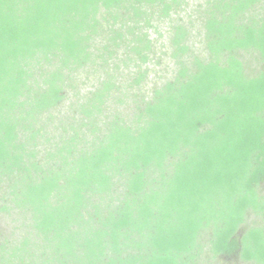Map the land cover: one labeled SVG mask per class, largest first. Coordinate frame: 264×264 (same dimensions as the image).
I'll return each mask as SVG.
<instances>
[{
	"label": "trees",
	"instance_id": "1",
	"mask_svg": "<svg viewBox=\"0 0 264 264\" xmlns=\"http://www.w3.org/2000/svg\"><path fill=\"white\" fill-rule=\"evenodd\" d=\"M184 2L0 0V183L35 233L0 241V264H201L205 247L264 264V224L239 233L251 212L264 217V0H206L207 58L179 59L188 30L176 24L175 78L134 94L131 120L106 111L124 101L117 51L124 65L146 63L154 15ZM88 68L104 74L42 164L38 141L54 138L41 117L55 119Z\"/></svg>",
	"mask_w": 264,
	"mask_h": 264
},
{
	"label": "rangeland",
	"instance_id": "2",
	"mask_svg": "<svg viewBox=\"0 0 264 264\" xmlns=\"http://www.w3.org/2000/svg\"><path fill=\"white\" fill-rule=\"evenodd\" d=\"M206 0H185L180 7L172 10L169 16L165 18H159L154 15L151 21V26L146 30L149 35V39L152 42V49L149 53V58L146 63L141 61H132L128 65H124L120 60L124 57L123 49L117 51V62L119 64V71L117 72L116 82L120 87L117 94L120 98H123L122 103H115L108 101L106 106L107 114L112 112L114 108H119V111L124 117L131 120L134 115V102L133 95L144 96L149 98L152 96L153 89L163 85L167 80L175 78L178 73L181 64L177 63L178 58L172 56L173 45L171 38L174 33V26L176 24H182L188 30V38L185 44L188 47L186 54L180 56V60L185 62H191L195 56L200 58H207V49L205 46L204 33L202 19L198 13H202ZM244 59L248 61L249 66L253 68L257 67L258 61L254 60L251 55L244 54ZM138 72H146L145 78L142 80L140 85L128 86L129 80L132 76ZM104 73L99 68H88L81 69L74 73L72 85L66 86L67 99H65L58 107L51 111L55 119L45 120L48 118V114H44L41 117L40 124L46 123V133L50 136L53 141L48 143L45 140L40 139L38 142L41 144L37 146V150L40 152L38 157L43 163H47L46 159L47 150L50 148V144L54 147L55 143L59 140V136L62 135L63 131L59 128V124L63 120L64 116L72 117L73 114L76 117H81L77 114L74 109V103L80 102L85 95L93 90L96 85L98 78H101ZM104 122L99 121L98 126L101 130L104 129ZM72 133V132H71ZM80 133L83 140H91L94 137L93 134L89 133V130L82 128ZM70 134V133H69ZM98 134V133H97ZM100 134V133H99ZM81 138V140H82ZM47 143V144H46ZM52 147V148H53ZM8 181L0 183V241L9 239L11 241L18 240L21 236L28 235L34 240L35 233L30 221V211L26 208L18 206L12 201L10 195ZM124 187L120 185L118 192L121 194ZM261 194L264 193V183L262 184ZM264 224V217L250 213L247 221L242 225L240 234L244 232L251 225ZM31 235V236H30ZM207 237V236H206ZM201 264H254L251 261H244L240 258L239 254L236 253L231 256H218L211 257L208 252V247L204 248L202 253Z\"/></svg>",
	"mask_w": 264,
	"mask_h": 264
}]
</instances>
